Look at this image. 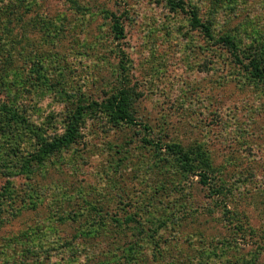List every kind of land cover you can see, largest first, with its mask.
<instances>
[{"label": "rangeland", "instance_id": "obj_1", "mask_svg": "<svg viewBox=\"0 0 264 264\" xmlns=\"http://www.w3.org/2000/svg\"><path fill=\"white\" fill-rule=\"evenodd\" d=\"M185 2L213 38L169 0H0V114L52 138L92 107L42 163L27 130L15 145L0 129V264H264V82L220 43L264 50V0ZM122 51L135 125L99 108ZM170 145L208 164V186Z\"/></svg>", "mask_w": 264, "mask_h": 264}, {"label": "trees", "instance_id": "obj_2", "mask_svg": "<svg viewBox=\"0 0 264 264\" xmlns=\"http://www.w3.org/2000/svg\"><path fill=\"white\" fill-rule=\"evenodd\" d=\"M169 3L173 4L174 8L180 10L181 12L189 14V19L194 29L200 30L206 38H213L211 25L208 22L202 21L196 9H189L185 0H179L178 3H174V0H169ZM111 22L112 32L115 39H124L125 30L120 18L112 14ZM220 43L231 54L235 62L240 65L252 79L264 82L263 47L260 46L256 49L255 46L243 50L233 40V38L229 36L221 38ZM122 57L123 60L120 63V70L122 74L121 85L109 98L99 105V108L102 110L101 112L107 113V115L113 118L116 122L135 125L136 119L134 115V105L136 104L137 93H135L136 91L129 84L128 67L124 61L127 56L123 51ZM11 107L12 106L5 105L1 110L0 129L3 136L6 137L7 140L12 139L15 145L16 142L21 144V132L27 130V132L32 135L37 145V151L33 156V160L41 163L50 156L55 155L56 153H59L75 144L79 140L85 115L92 109L90 106H78L68 116L66 130L64 133L56 137L46 138L43 137L41 132L28 127L26 119L18 113L16 109L14 110ZM145 142L148 145H153V142L150 140L145 139ZM157 145L159 146V144ZM168 148L179 157L184 171L192 172L201 169V173L199 174L201 177V184L204 186H208L210 184L209 176L206 173L208 169V164L206 162H201L194 157L192 152L186 151L180 145H170ZM10 153L15 154L16 147H11Z\"/></svg>", "mask_w": 264, "mask_h": 264}]
</instances>
